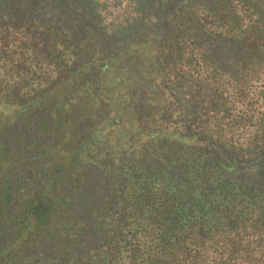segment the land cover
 I'll return each mask as SVG.
<instances>
[{
    "label": "trees",
    "instance_id": "1",
    "mask_svg": "<svg viewBox=\"0 0 264 264\" xmlns=\"http://www.w3.org/2000/svg\"><path fill=\"white\" fill-rule=\"evenodd\" d=\"M0 39V264H264V0H0Z\"/></svg>",
    "mask_w": 264,
    "mask_h": 264
},
{
    "label": "rangeland",
    "instance_id": "2",
    "mask_svg": "<svg viewBox=\"0 0 264 264\" xmlns=\"http://www.w3.org/2000/svg\"><path fill=\"white\" fill-rule=\"evenodd\" d=\"M2 41H1V39H0V43H1ZM118 69H119V66H118V64H114L112 67H110V69L108 70V74H111V73H113L115 70L118 72ZM115 71V72H116ZM71 157H69V159H70ZM57 167V169L59 170V172H67L66 170H64L62 167H60V165H57L56 166Z\"/></svg>",
    "mask_w": 264,
    "mask_h": 264
}]
</instances>
